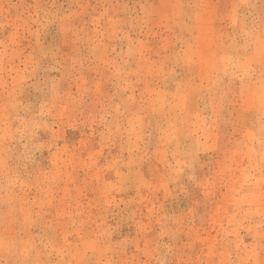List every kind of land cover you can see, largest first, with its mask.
<instances>
[{"label": "rangeland", "instance_id": "1", "mask_svg": "<svg viewBox=\"0 0 264 264\" xmlns=\"http://www.w3.org/2000/svg\"><path fill=\"white\" fill-rule=\"evenodd\" d=\"M0 264H264V0H0Z\"/></svg>", "mask_w": 264, "mask_h": 264}]
</instances>
